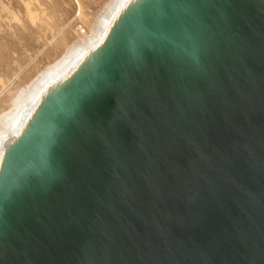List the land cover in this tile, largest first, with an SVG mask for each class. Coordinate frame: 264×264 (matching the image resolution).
Instances as JSON below:
<instances>
[{
	"label": "water",
	"instance_id": "1",
	"mask_svg": "<svg viewBox=\"0 0 264 264\" xmlns=\"http://www.w3.org/2000/svg\"><path fill=\"white\" fill-rule=\"evenodd\" d=\"M0 264H264V0H138L0 169Z\"/></svg>",
	"mask_w": 264,
	"mask_h": 264
},
{
	"label": "rangeland",
	"instance_id": "2",
	"mask_svg": "<svg viewBox=\"0 0 264 264\" xmlns=\"http://www.w3.org/2000/svg\"><path fill=\"white\" fill-rule=\"evenodd\" d=\"M110 4L112 0H0V103L16 89L25 97L28 84L57 65L74 38L89 33V25Z\"/></svg>",
	"mask_w": 264,
	"mask_h": 264
},
{
	"label": "bare ground",
	"instance_id": "3",
	"mask_svg": "<svg viewBox=\"0 0 264 264\" xmlns=\"http://www.w3.org/2000/svg\"><path fill=\"white\" fill-rule=\"evenodd\" d=\"M137 1L112 0L110 8L103 16L96 17L89 25V33L86 31L83 32L84 35L75 36L67 55L57 65L31 83L29 81V91L25 97L21 96L18 89L9 96L4 95L6 97L0 103V169L6 149L23 133L41 102L54 88L72 77L88 58L105 46L113 28Z\"/></svg>",
	"mask_w": 264,
	"mask_h": 264
}]
</instances>
